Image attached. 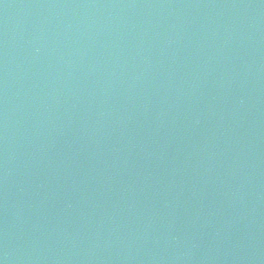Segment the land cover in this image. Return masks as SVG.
<instances>
[{"label": "water", "instance_id": "obj_1", "mask_svg": "<svg viewBox=\"0 0 264 264\" xmlns=\"http://www.w3.org/2000/svg\"><path fill=\"white\" fill-rule=\"evenodd\" d=\"M0 264H264V0H0Z\"/></svg>", "mask_w": 264, "mask_h": 264}]
</instances>
